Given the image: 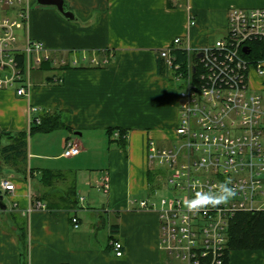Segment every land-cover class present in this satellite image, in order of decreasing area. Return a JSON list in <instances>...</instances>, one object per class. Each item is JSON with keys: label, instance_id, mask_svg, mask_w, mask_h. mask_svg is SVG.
Instances as JSON below:
<instances>
[{"label": "crops", "instance_id": "crops-1", "mask_svg": "<svg viewBox=\"0 0 264 264\" xmlns=\"http://www.w3.org/2000/svg\"><path fill=\"white\" fill-rule=\"evenodd\" d=\"M63 6L71 18L53 5L31 3L20 39L40 41L57 64L31 70L26 98L0 90V132L7 133L0 147L29 131V107L57 112L60 125L38 131L41 151L33 149L28 133L24 166L34 169L35 178L41 169L63 171L75 179L83 200L75 211L26 213L29 193L37 197L46 189L0 154V180L14 184L13 191L0 189L10 202L0 210V264H172L159 244L157 212L137 202L161 196L163 187L148 167L147 141L166 146L161 144L172 141L178 123L179 84L158 51L176 37L189 50L211 46L225 34L228 8H264V0H63ZM63 59L77 63L61 67ZM248 79L264 108V75L251 68ZM108 128L125 130V148L109 138ZM67 138L80 146L73 157L62 155ZM49 143H55V153L47 152ZM61 158L75 160L62 168L56 162ZM92 160L100 161V171L93 181L84 180L80 171ZM104 176L109 188L101 195L97 183ZM113 224V237L123 246L119 257L109 245ZM228 264H264V249L232 250Z\"/></svg>", "mask_w": 264, "mask_h": 264}, {"label": "built area", "instance_id": "built-area-1", "mask_svg": "<svg viewBox=\"0 0 264 264\" xmlns=\"http://www.w3.org/2000/svg\"><path fill=\"white\" fill-rule=\"evenodd\" d=\"M30 7V0H0V90H11L23 98L30 92L29 72L43 61L57 64L40 41L20 39ZM257 41L264 42V8L232 6L227 10L226 31L221 38L208 47L184 48L188 53L184 68L172 66L170 54L180 47L181 37L158 51L180 82L178 123L171 143L159 146L152 138L147 141L148 167L168 195L137 202L140 209L157 212L159 244L181 264H199L197 251L202 256L210 252L212 263L216 260L215 264H221L216 253L220 255L226 245L232 215L236 211L264 210V108L260 95L249 90L248 81L251 68L264 75V66L245 57L250 43ZM214 52H222L228 64L218 68L211 65L217 59ZM191 54L205 68L197 80L192 77L196 63L190 59ZM67 63L75 65L77 61L60 60V65ZM39 111L29 107L30 121L40 122ZM112 137L118 138L119 132L115 130ZM79 152L80 146L72 138L65 139L64 157ZM225 185L235 194L217 203ZM97 186L106 193L108 178L102 177ZM0 189L13 191L14 184L3 178ZM28 196L26 213L46 209L43 202L30 193ZM82 200L78 197L79 204ZM71 223L77 228L78 218L73 215ZM110 245L115 256H122L120 241L111 240Z\"/></svg>", "mask_w": 264, "mask_h": 264}, {"label": "trees", "instance_id": "trees-1", "mask_svg": "<svg viewBox=\"0 0 264 264\" xmlns=\"http://www.w3.org/2000/svg\"><path fill=\"white\" fill-rule=\"evenodd\" d=\"M250 52L245 55L251 62H258L264 59V42L250 43ZM172 66L178 65L179 68H184L187 64L188 53L182 47L173 48L170 52ZM216 60H212L211 65L218 68V66L227 65L228 59L222 52H214ZM193 63H196L195 71L193 72V79H199L200 72H204L203 64L198 61V58L191 54L189 55ZM158 58L162 61L163 66L166 63L163 58ZM21 61V60H20ZM235 65L234 63H232ZM68 63L61 65V67H67ZM41 67L51 69L53 66L50 61H43ZM40 122L36 123L35 120L31 121L29 131L18 132L10 142L0 147V154L4 158V162L10 164L16 169L17 172L24 174L25 177L37 179L38 184L44 187L46 190L41 192L37 197H33L35 200H39L45 204L46 209H64V210H76L79 207L78 195L75 188V179L68 178V174L60 170L41 169L38 172V176L35 178L34 169L26 168V144L28 133L34 131L47 132L57 128L60 125L59 116L57 112L53 114L40 113ZM117 130L119 132L118 138H113V132ZM107 133L112 141L118 142V144L125 148V130L121 128H108ZM6 132H0V138L6 135ZM24 166V167H23ZM64 183V188H58L57 183ZM118 231L117 225L110 226L111 236L109 241L116 240L113 235ZM110 245V243H109ZM111 247V245H110ZM264 249V210L260 211H236L228 221L226 229V245L220 251V255L217 252V260L221 261V264H228V255L232 250H263ZM197 260L199 264H211L212 254L207 252L205 255H201L200 251H197ZM212 264H215L217 262Z\"/></svg>", "mask_w": 264, "mask_h": 264}, {"label": "rangeland", "instance_id": "rangeland-1", "mask_svg": "<svg viewBox=\"0 0 264 264\" xmlns=\"http://www.w3.org/2000/svg\"><path fill=\"white\" fill-rule=\"evenodd\" d=\"M32 4H37L36 3V0H30ZM40 68V67H39ZM31 73V71L29 72ZM30 79V78H29ZM175 87H177V84H180V82L172 79ZM263 124H264V120H263ZM41 133H39L38 131H34L33 134L31 135V137L28 138V141L29 142H32L33 144V149H39L41 151L42 147H41V140L39 139L41 136L39 135ZM54 134V133H53ZM40 136V137H39ZM171 142H164L162 143L161 145H168L170 144ZM52 145V148H49L47 149V152L48 153H55L56 152V145L55 143H49V146ZM263 145H264V140H263ZM99 158V157H98ZM75 159H67V158H61V159H58L56 162L59 166H61L62 168H66V167H69L68 165H70ZM96 160H92V163L89 164V168H82V170L80 171V176L82 179L84 180H88L89 178L91 179V181L94 180V177H96V175L99 173V166L101 164H99L100 161L97 160V162H95ZM104 162V161H103ZM104 164V163H103ZM100 181V180H99ZM99 183V182H98ZM97 183V185H98ZM32 185V184H31ZM33 188H38L36 187V185H32ZM98 188V186H97ZM101 195H103V192L100 191ZM105 194V193H104ZM159 194L160 195H168V190L163 186L161 189H159ZM2 200L3 202L10 206L9 205V200H8V196L6 194H3L2 195ZM165 253L167 254L168 256V259L170 260V262H172V264H181V262L177 259H175L172 255L168 254L166 251Z\"/></svg>", "mask_w": 264, "mask_h": 264}, {"label": "water", "instance_id": "water-1", "mask_svg": "<svg viewBox=\"0 0 264 264\" xmlns=\"http://www.w3.org/2000/svg\"><path fill=\"white\" fill-rule=\"evenodd\" d=\"M39 5H53L55 6L64 16L71 18L72 13L65 10L63 6V0H36ZM245 50V49H244ZM6 204L2 200V194L0 193V210L4 212Z\"/></svg>", "mask_w": 264, "mask_h": 264}, {"label": "clouds", "instance_id": "clouds-1", "mask_svg": "<svg viewBox=\"0 0 264 264\" xmlns=\"http://www.w3.org/2000/svg\"><path fill=\"white\" fill-rule=\"evenodd\" d=\"M234 194L235 193H234V191L232 189L228 188L226 185L225 186H222V188H221V195L216 198V202L217 203L226 202Z\"/></svg>", "mask_w": 264, "mask_h": 264}]
</instances>
